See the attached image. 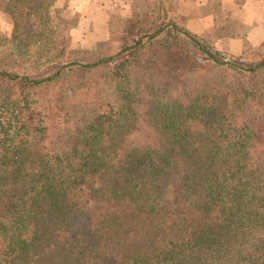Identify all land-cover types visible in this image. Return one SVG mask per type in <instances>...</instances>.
I'll return each instance as SVG.
<instances>
[{
    "label": "trees",
    "instance_id": "trees-1",
    "mask_svg": "<svg viewBox=\"0 0 264 264\" xmlns=\"http://www.w3.org/2000/svg\"><path fill=\"white\" fill-rule=\"evenodd\" d=\"M54 8L4 9L22 69L69 63L39 81L0 58V264H264V55L239 68L149 9L99 42L125 54L82 63ZM65 78L60 97L106 83L116 103L28 105ZM140 118L154 134L136 144Z\"/></svg>",
    "mask_w": 264,
    "mask_h": 264
},
{
    "label": "rangeland",
    "instance_id": "rangeland-1",
    "mask_svg": "<svg viewBox=\"0 0 264 264\" xmlns=\"http://www.w3.org/2000/svg\"><path fill=\"white\" fill-rule=\"evenodd\" d=\"M143 1L146 2V7L148 9L155 10L157 14L161 10L165 11L166 18L159 19V24L171 23L173 24L171 28L175 31L179 30L180 27L188 30L184 24V20L187 19L184 16L185 8L181 6L177 0ZM7 3L8 0H0V58L9 56L8 62H16V67L10 69L9 72L14 77L18 76L22 78L26 76L29 80L36 79L39 81H45L46 78L54 76L57 71L64 68L69 62L47 63L35 69H22V66L20 67L19 64L23 63L22 56L11 54V52L15 50L10 40L14 24L11 16L4 10ZM54 5L55 12L52 17V26H58V34L61 37L64 35L67 39L66 43L73 51H75L72 56L83 58V60L80 61L82 63L94 62L97 60L96 57H98L97 54L99 53H101L100 56L103 58L109 56L117 57L125 54L127 51H114L112 53L105 52V46H100L103 44L101 41L105 40L109 35L120 33L123 27V21L127 17L147 11H140L136 8H132L135 5L133 4V0H57V2L54 0ZM178 5L183 9V13L178 12V8L180 9ZM172 19L178 23V26L175 25V22L173 23ZM188 31L195 35L205 48L210 49L213 53L218 51L221 52L223 56L227 58L226 61L232 62L233 65H236L239 68L246 70H249L250 68L257 69V65L263 60L264 43L248 49L241 55H232V50H224V48H221L219 45H214V42L210 43L204 37L190 30ZM148 39L149 38L146 37L142 43H145ZM61 41L63 44L62 38ZM197 58L202 62H207L206 60H208L206 54H199L197 55ZM69 81V78H65L60 81L57 80V83L43 82L36 88H33L30 91L31 94L26 97L28 105L43 109L46 103L54 105L56 101L78 102L81 101L83 97H87L86 101H88L90 98H93L96 93L103 95L108 100H112V104L116 103L114 95L111 93V88H107L108 84L106 83H98L94 88L96 92L91 96H81L80 94L76 96L67 92L60 97L59 91L61 90V85H66ZM15 95L16 96L14 97L16 98L18 93H15ZM25 102V100L21 101V103ZM10 106H13V101L10 103ZM139 112L141 115V110ZM153 134L152 129L143 122L142 118H140V124L137 130L130 134L129 140L136 144L145 143Z\"/></svg>",
    "mask_w": 264,
    "mask_h": 264
},
{
    "label": "crops",
    "instance_id": "crops-1",
    "mask_svg": "<svg viewBox=\"0 0 264 264\" xmlns=\"http://www.w3.org/2000/svg\"><path fill=\"white\" fill-rule=\"evenodd\" d=\"M177 1L185 8L184 12L178 5V12L183 11L187 18L184 24L188 30L232 50V55L264 43V0ZM133 4L134 9L149 10L143 0H133Z\"/></svg>",
    "mask_w": 264,
    "mask_h": 264
}]
</instances>
